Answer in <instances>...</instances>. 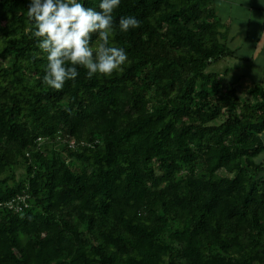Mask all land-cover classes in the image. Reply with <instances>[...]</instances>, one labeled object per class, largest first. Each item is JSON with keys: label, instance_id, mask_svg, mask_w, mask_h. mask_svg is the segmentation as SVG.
<instances>
[{"label": "trees", "instance_id": "16d2710c", "mask_svg": "<svg viewBox=\"0 0 264 264\" xmlns=\"http://www.w3.org/2000/svg\"><path fill=\"white\" fill-rule=\"evenodd\" d=\"M29 3L0 0V264H264V85L211 68L241 59L214 0H120L127 61L62 91Z\"/></svg>", "mask_w": 264, "mask_h": 264}, {"label": "clouds", "instance_id": "9594fccd", "mask_svg": "<svg viewBox=\"0 0 264 264\" xmlns=\"http://www.w3.org/2000/svg\"><path fill=\"white\" fill-rule=\"evenodd\" d=\"M119 5L120 0H100L97 11L84 7L80 0H30L27 17L33 25L32 36L47 61L41 77L45 86L62 91L66 81L79 75V67L86 69L90 79L94 74H110L127 61L123 47L108 45V31L116 26L112 13ZM118 27L126 33L140 27V21L135 16H121ZM235 29L237 33V24ZM93 35L104 41L95 53L90 49Z\"/></svg>", "mask_w": 264, "mask_h": 264}, {"label": "rangeland", "instance_id": "374dc122", "mask_svg": "<svg viewBox=\"0 0 264 264\" xmlns=\"http://www.w3.org/2000/svg\"><path fill=\"white\" fill-rule=\"evenodd\" d=\"M213 5L222 21L227 20L231 23L230 27H227V33H224L225 43L236 49H234V55L244 58H225L211 68L221 71L227 67L228 73L225 80L234 82L238 87L240 97L244 98L254 83L262 82L264 85V47H260L261 42H257L258 33L263 25L260 21L264 20V0H254V7L249 16L246 13L247 8L240 4V0H214ZM241 19L247 20L240 21ZM224 30L225 28L221 27V31ZM263 156L264 152L259 157Z\"/></svg>", "mask_w": 264, "mask_h": 264}, {"label": "crops", "instance_id": "0c3cea01", "mask_svg": "<svg viewBox=\"0 0 264 264\" xmlns=\"http://www.w3.org/2000/svg\"><path fill=\"white\" fill-rule=\"evenodd\" d=\"M241 4L244 7L247 8L246 10H248V11L246 13L248 14V16L251 15L252 9L254 7V5H253L254 4V0H241ZM224 23H226L224 28H225V32H227V27H230L231 23L229 21H227V20H224ZM257 38H258L257 42H261L260 47H264V23H263V25H262V27L260 29V32L258 33V37ZM231 39L233 40V36L231 37ZM254 49H256L255 45H254ZM253 54L254 53H252V55ZM240 58L242 59L244 57L241 56Z\"/></svg>", "mask_w": 264, "mask_h": 264}, {"label": "built area", "instance_id": "2783aa9c", "mask_svg": "<svg viewBox=\"0 0 264 264\" xmlns=\"http://www.w3.org/2000/svg\"><path fill=\"white\" fill-rule=\"evenodd\" d=\"M61 135L62 136H58L62 143H66L69 147H74L75 145V142L73 139H69L68 138V135L65 131H61ZM38 140H40V137H38ZM25 199H26V196L24 194H16L14 195V209H18L19 207H22V205H25ZM12 205V204H10Z\"/></svg>", "mask_w": 264, "mask_h": 264}]
</instances>
